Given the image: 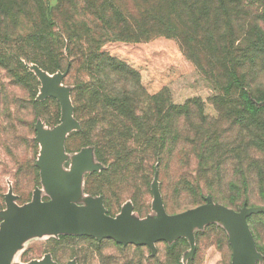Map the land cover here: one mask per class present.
Here are the masks:
<instances>
[{
    "label": "trees",
    "instance_id": "16d2710c",
    "mask_svg": "<svg viewBox=\"0 0 264 264\" xmlns=\"http://www.w3.org/2000/svg\"><path fill=\"white\" fill-rule=\"evenodd\" d=\"M74 1L56 0L51 6L45 0H0V71L20 90L13 96L5 85L0 87L4 106L0 123L15 134L5 139L6 148L33 141L39 118L47 124L58 122L60 103L53 97L37 98L40 80L27 65L35 63L49 73L65 72L63 81L70 85L73 114L80 125L75 133L79 145H93L106 166L100 182L88 186L86 181L83 190L102 195L107 215H117L112 212V195L119 186L141 181L148 190L154 176L162 186L173 182L203 201L201 177H193L184 166L192 157L205 165L228 150L218 127L203 114L202 100L193 97L179 104L166 88L149 92L137 69L103 49L111 41L138 42L162 35L176 39L207 77L216 91L210 100L219 118L236 116L241 127L258 133L264 150V117L259 115L264 106L255 105L264 100V27L260 24L264 0H81L80 5ZM67 2L73 7L68 9ZM18 14L30 23L24 33L15 35L18 23L13 22ZM49 102L55 109L50 117L44 113ZM17 125L23 130L18 131ZM7 156L15 164L21 160L17 153ZM22 158L26 163L19 167L20 176L31 183L38 168ZM173 164L181 169L170 170ZM132 198L138 205V190ZM254 216L247 218L249 224ZM60 235L113 241L88 234ZM116 244L122 252L99 253L102 264H172L151 262L149 257L148 262L131 252L145 245ZM87 261L83 257L81 264Z\"/></svg>",
    "mask_w": 264,
    "mask_h": 264
},
{
    "label": "rangeland",
    "instance_id": "374dc122",
    "mask_svg": "<svg viewBox=\"0 0 264 264\" xmlns=\"http://www.w3.org/2000/svg\"><path fill=\"white\" fill-rule=\"evenodd\" d=\"M45 1L51 6L56 3V0ZM74 2L77 5L81 4V0ZM68 5L69 2L67 5L65 4L68 9L73 7ZM13 23H18L13 30L17 35L24 33L26 24L30 22L18 14ZM260 24L264 27V23ZM103 49L137 69L141 75L142 83L149 92H157L166 88L170 92L171 99L179 104H183L189 98H200L203 104V114L206 115L209 122L218 127L228 150L227 155L221 158L214 156L207 160L205 165L199 162L198 157H192L189 164L184 166L187 171H192L193 177H201L200 186L204 197L203 201L178 189L173 182L162 186L158 178L154 176L149 183L148 190L141 184V181L132 184L127 182L128 184L119 186L112 195L114 201L112 212L118 214L124 208H129L134 215L140 218L153 215L156 205L155 191L158 192L162 207L167 215H175L206 202H231L235 205L234 209L238 211L249 208L264 209V150L261 149L260 140L257 141L258 133L241 127L234 120L236 116H234L235 118L232 116L219 118V111L210 100L216 92L215 89L207 77L199 71L196 64L184 54L176 39L161 35L138 42L111 41L107 42ZM27 65L40 80L37 98L39 100H44L47 97L55 98L60 103V112L57 123L47 124L43 118H39L35 123L33 139L32 136L30 138L33 141H29L27 144H18L16 148L10 146L6 148L5 139L15 136V134L9 133L10 129L5 127V122L0 123V213L7 209L6 195L8 193L14 196L13 202L18 206L32 202L37 194L41 200L49 198L45 195V186L40 172V163L44 158V141L40 137V133L42 131L44 137L54 139L63 122L62 102L57 96H43L41 91L43 87L47 92L57 91L56 93L65 95L70 108V127L63 139L66 166L80 153L90 162V168L86 169L82 175L84 187L86 181H88V186L99 183V174L106 167L97 158L93 145H79L80 138L75 133L79 130L80 125L73 114L70 85L66 84L63 81L64 76H61L64 72L59 70L49 73L43 71L35 63ZM2 84L5 85L8 92L13 93V96L19 95V87L10 84L3 70L0 71V87ZM255 105L264 106V100L256 102ZM3 108V103L0 102V110ZM44 113H47L48 117L53 116L55 113L54 103L49 102ZM259 115L264 117V110L259 111ZM15 128L18 131L23 130L20 125ZM13 131L15 132V130ZM193 151L195 152V150ZM11 152L20 154L21 160L18 164L11 161L10 157L8 158L7 154ZM24 156L29 162L33 161L38 168V175L33 177L31 183H26L20 176L21 169L19 167L26 163L22 158ZM175 169L181 168L177 164L170 166V170ZM88 175L90 177H87ZM137 190L140 194L138 205L132 198ZM92 196L102 198L101 194H92ZM141 206L144 210L142 216L138 212V208ZM260 214L264 215V211H255L247 216L248 218L255 215L250 224L247 221V225L249 238L256 254L252 257L250 243L247 250H249L252 259L249 257L247 260V257L244 256L241 264H250V261L251 264H264V253L260 249H264V216ZM2 221L3 218L0 216V225ZM183 231L185 232L184 236L158 240L155 241L153 248L145 245L138 250L139 252L137 250L131 252L140 258L143 256L146 260L149 257L151 262L156 259L172 264L177 262L180 264H231L235 228L230 220L201 213L185 223ZM116 243L119 242L114 240L98 242L86 237H62L58 233L40 232L27 238L14 252V262L28 264L40 261L47 256L55 264H81L83 257L88 258L87 264H102L99 253L110 255L122 252L119 250L122 247Z\"/></svg>",
    "mask_w": 264,
    "mask_h": 264
},
{
    "label": "water",
    "instance_id": "95a60500",
    "mask_svg": "<svg viewBox=\"0 0 264 264\" xmlns=\"http://www.w3.org/2000/svg\"><path fill=\"white\" fill-rule=\"evenodd\" d=\"M64 75L65 72L61 74V76ZM41 91L43 96H57L62 102L63 122L54 139H49L47 136L44 137L42 131L40 133V137L44 141V158L40 163V172L42 182L47 188L50 198L48 200H41L37 194L32 202L25 204L24 206H18L13 202L14 196L11 193L6 195L7 209L0 213V216L3 218L0 225V264L8 263L11 254L19 244L18 234L29 228L36 229L42 226L62 227L60 232L88 234L98 239H112L123 245H148L153 248L155 241L184 236L185 232L183 229L185 228V223L201 213L213 215L215 218H225L230 220L234 225L235 239L231 264H241L244 256L247 257V260H249V257L252 259V257L255 256L256 252L251 239L249 238L247 216L255 211H264V209L260 208H249L238 211L219 203L206 202L184 210L178 214L167 215L162 207L159 194L155 191L154 197L156 205L154 213L156 216L152 217L151 215H148L143 218L140 221V224L135 227L136 229L126 231L119 228H108L81 216L68 201L67 197L62 199L59 197L58 190L60 188L65 190L72 189L77 178L79 167L81 166L89 169L91 164L85 159L83 154L80 153V161L76 164L79 167H75L72 175L62 182L54 180L52 176L53 167L57 161L64 157L63 139L70 127V108L67 104L66 96L62 93H56L57 91L47 92L44 87ZM93 203L96 211L103 214L105 209L101 198L97 197ZM131 211L132 210L129 208H124L116 215L117 217L114 221L117 223L125 222ZM108 217L111 218L110 216ZM50 230L51 229H40L36 233L49 232ZM250 243L252 246V257L249 255V250H247ZM32 264L38 263L35 262ZM41 264L48 263L44 262ZM53 264L55 263L53 262Z\"/></svg>",
    "mask_w": 264,
    "mask_h": 264
},
{
    "label": "crops",
    "instance_id": "0c3cea01",
    "mask_svg": "<svg viewBox=\"0 0 264 264\" xmlns=\"http://www.w3.org/2000/svg\"><path fill=\"white\" fill-rule=\"evenodd\" d=\"M80 157L81 155L78 154L76 158H74L72 160V162H70L68 164V166H66L65 161L66 159L64 157H62V159H60L59 161H57V163L54 165L53 167V172H52V176L54 178V180L56 181H65V179H67L68 177H70L75 169L77 162L80 161ZM79 167V166H78ZM86 170V167H79L78 173H77V178L74 184V187L70 190H65L63 188H60L58 190V195L59 197L62 198H66L68 199V201L73 205L74 209L80 213L81 216L87 218L88 220H91L95 223L101 224L102 226L108 227V228H119V229H124V230H133L136 229L135 227L140 224V221L143 218H140L136 215H134L133 211H131V213L127 216L125 222H121V223H117L114 221V219H116V215L115 216H110L111 218H109L106 213V210L104 211L103 214H100L96 211L95 207H94V200H96L97 197H93L88 195L87 193L84 192L83 190V181H82V175L84 174V171ZM45 191V195L48 196L50 198V196L48 195V191L47 188H44ZM48 198V199H49ZM103 204V202H102ZM104 206V205H103ZM105 209V207H104ZM119 214V213H118ZM106 216V218H105ZM152 217L156 216L155 213H153V215H151ZM108 217V218H107ZM40 229H51L49 231V233H73V232H60V230H62V227H40V228H36V229H27V230H23L18 234V239H19V244L18 246L14 249L13 253L11 254V257L8 261L7 264H16L14 262V252L22 245V243L29 238L30 236H33V234H35L37 231H39ZM73 234H78V233H73ZM48 263V264H53V262L47 257L45 256L42 260L40 261H36V263L41 264V263ZM35 263L30 262L28 264H32Z\"/></svg>",
    "mask_w": 264,
    "mask_h": 264
}]
</instances>
